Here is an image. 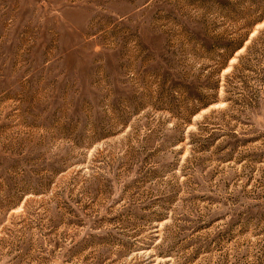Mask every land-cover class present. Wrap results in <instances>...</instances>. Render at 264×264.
I'll return each instance as SVG.
<instances>
[{"label":"rangeland","instance_id":"rangeland-1","mask_svg":"<svg viewBox=\"0 0 264 264\" xmlns=\"http://www.w3.org/2000/svg\"><path fill=\"white\" fill-rule=\"evenodd\" d=\"M0 264H264V0H0Z\"/></svg>","mask_w":264,"mask_h":264}]
</instances>
